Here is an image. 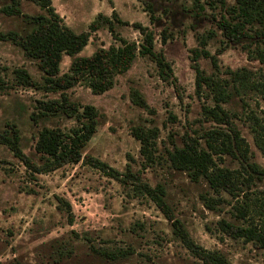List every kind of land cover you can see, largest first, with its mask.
I'll return each mask as SVG.
<instances>
[{"label": "rangeland", "instance_id": "rangeland-1", "mask_svg": "<svg viewBox=\"0 0 264 264\" xmlns=\"http://www.w3.org/2000/svg\"><path fill=\"white\" fill-rule=\"evenodd\" d=\"M5 1L0 0V5ZM150 1L159 15L158 21L150 22L143 0H52L75 30L86 28L97 11L110 13L112 9L128 21L115 26L127 38L140 39L141 34L132 21L151 26L155 31V48H162L170 61L176 83L162 79L149 56L137 54L125 71L116 74L113 85L102 92H92L80 82L67 87L65 91L71 99L93 103L99 111L96 130L84 145L83 156L78 161L65 162L48 171H34L0 142V264H105L107 261L94 248L103 246L130 247V254L119 259L120 264L138 263L148 257L162 264H201L174 236L171 222L151 198L89 164L86 161L89 155L120 170L129 162L142 179L151 184L163 183L173 214L202 246L220 250L232 264H264V247L217 228L216 219L221 216L236 220L229 204L220 206V210L205 206L200 197V192L206 189L205 181H194L185 170L173 168L166 157V149L175 143L181 144L186 133H201L215 124L201 114V103H211V100L195 91L189 47L196 44V32L214 27L217 32L208 40L207 47L211 52L216 51L221 38L215 19L219 5L213 8L207 5L197 14L189 8L193 0ZM21 8L27 12L40 10L31 0H21ZM22 26L20 16L0 12V29H21ZM163 26L171 31L165 43L159 39ZM112 40L107 27L101 26L90 35L79 53L88 54L95 46L107 45ZM217 56L221 69L227 65L256 69L260 65L237 42L223 48ZM69 61L70 56L63 54L60 72L67 70ZM199 62L205 72L212 71L208 57L200 56ZM16 65L25 67L38 85L18 81L11 71ZM42 75L34 58L26 56L10 40L0 39V76L5 82L0 87V131L8 127L7 121L14 122L20 147L35 162L40 161L33 146L37 129L43 124L68 128L74 122L71 116L61 112L32 117L37 99L60 95L58 90L43 86ZM131 86L143 94L152 110L132 102ZM247 101V107H264V98L260 96L249 95ZM225 106L234 110L233 119L248 140L253 157L264 165L249 126L240 114L239 97L233 96ZM134 125L157 127L154 161H144L140 142L131 132ZM223 163L238 164L229 156H225ZM260 187L264 188V180ZM57 195L70 202L71 222ZM221 195L230 199L227 192L222 191ZM59 245H66L69 251L58 258Z\"/></svg>", "mask_w": 264, "mask_h": 264}, {"label": "trees", "instance_id": "trees-1", "mask_svg": "<svg viewBox=\"0 0 264 264\" xmlns=\"http://www.w3.org/2000/svg\"><path fill=\"white\" fill-rule=\"evenodd\" d=\"M31 1L40 7L39 11H24L21 0H6L0 5V12L20 16L23 22L21 29H0V39L10 40L26 56L34 58L43 73V86L60 92L58 97L37 99L36 111H31L32 117L36 119L46 112H61L71 116L74 122L68 128L43 124L37 129L33 146L39 153V162L33 161L20 147L19 133L14 122H6L8 127L0 131V142L12 149L32 170L40 172L81 159L83 147L97 127V107L90 102L81 103L71 99L65 91L67 87L80 82L92 92H102L113 85L116 74L125 71L137 54L149 56L155 62L157 73L162 79L175 85L176 78L162 48H155V31L148 24L132 21L131 24L141 34L140 39L127 38L115 26L116 23L128 21L112 9L110 13L97 11L86 28L75 30L63 19L52 0ZM207 5L210 8L219 5L220 8L215 17L221 35L219 44L215 52L207 47L208 40L217 32L214 27L196 32V44L189 47V57L195 73L196 93L204 94L211 100V103H201V114L215 124L204 128L201 133H186L181 144L175 143L172 148L166 149V157L173 168L185 170L194 181H205L206 189L200 192L205 206L220 210V206L229 204L230 213L236 220L221 216L216 219L219 230L264 247V188L260 187L264 180V165L253 157L248 140L233 119L234 110L225 106L233 96L239 97L242 107L240 114L264 158V107H247V96L253 94L264 98V0H193L189 8L199 14ZM143 9L150 22L158 21L159 15L152 1L143 0ZM101 26L107 27L113 40L107 45L95 46L88 54L79 53L90 35ZM170 32L167 26L161 27L159 39L162 43L166 42ZM234 42L241 44L249 58L259 61L258 68L227 65L221 69L217 53ZM63 54L69 55L70 61L67 70L60 72ZM200 56L210 59L213 66L211 72H205L200 65ZM11 71L22 84L38 85L25 67L16 65ZM4 83L0 76V87ZM129 95L132 102L148 111L152 110L136 87H130ZM131 132L140 142L139 151L144 161H154L157 127L134 125ZM225 156L235 158L238 164L230 166L223 163ZM86 161L122 183L131 184L134 189L151 198L171 222L174 236L201 264H232L220 250L206 248L190 236L181 219L170 209L163 183L151 184L142 179L138 171L131 169L129 162L120 170L93 155H89ZM222 191L227 192L230 199L222 196ZM57 199L65 205L67 220L71 222L73 212L70 202L59 195ZM94 248L107 261L105 264H120L119 259L128 257L131 252L128 246ZM68 251L66 245H59L56 248L57 257H62ZM133 264L162 263L148 257Z\"/></svg>", "mask_w": 264, "mask_h": 264}]
</instances>
